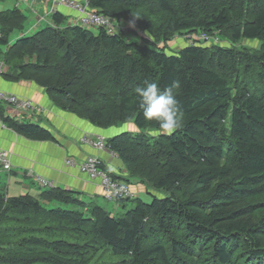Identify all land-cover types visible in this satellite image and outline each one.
Wrapping results in <instances>:
<instances>
[{"label":"trees","instance_id":"16d2710c","mask_svg":"<svg viewBox=\"0 0 264 264\" xmlns=\"http://www.w3.org/2000/svg\"><path fill=\"white\" fill-rule=\"evenodd\" d=\"M87 1L129 29L68 26L60 8L53 25L11 44L28 17L0 11L3 76L34 83L54 107L99 129L135 125L107 139L127 174L103 166L130 184L136 197L118 202L133 207L113 216L78 191L51 187L37 199L0 190V264H264V0ZM130 31L149 38L127 40ZM191 34L228 43L166 52ZM145 81L179 85L183 123L171 136L153 135L155 122L131 103ZM0 122L33 141L55 140L1 103ZM141 186L151 202L137 197Z\"/></svg>","mask_w":264,"mask_h":264},{"label":"crops","instance_id":"0c3cea01","mask_svg":"<svg viewBox=\"0 0 264 264\" xmlns=\"http://www.w3.org/2000/svg\"><path fill=\"white\" fill-rule=\"evenodd\" d=\"M6 1L0 0V3H6ZM11 1L12 3L9 6L12 8L0 11L18 8L28 17L25 32H14L10 37L11 44L24 34L31 36L47 26L53 25L52 16L59 11V8L53 9L51 4L44 3L41 0ZM60 10L69 16L65 24L68 26L75 25L74 14L65 8ZM41 26H43L42 29H40ZM94 29L96 28H92V30L89 28L90 31L97 33L98 29L95 31ZM7 70L8 67L4 63L3 56H1L0 91L29 98L44 107L46 111L37 123L52 131L55 140L47 142L33 141L18 135L0 122V149L10 152L13 165L11 171L0 169V188L1 185H4L6 189L4 193L8 197L31 195L38 199L42 191L46 189L39 181L42 178L51 182L53 187L78 191L83 194L84 199L87 201L98 203L97 201L103 198L101 182L91 180L83 174L79 165L85 162L89 156L95 155L109 172L119 176H125L127 172L119 158L114 157L107 151H97L83 144L80 139L84 135L100 136L108 139L114 137L119 131L116 129H99L87 121L57 109L52 105L45 91L34 83H14L4 79L3 75ZM4 109L7 116L18 118L12 107L4 105ZM72 159L75 164L68 166L66 161ZM131 184L136 186L140 182L132 180ZM145 188L142 186L139 188L137 197L144 195ZM10 193H13V195L10 196Z\"/></svg>","mask_w":264,"mask_h":264},{"label":"built area","instance_id":"2783aa9c","mask_svg":"<svg viewBox=\"0 0 264 264\" xmlns=\"http://www.w3.org/2000/svg\"><path fill=\"white\" fill-rule=\"evenodd\" d=\"M37 1V0H34ZM44 3H49L54 8H65L74 14V24L84 28H104L110 34L118 33L119 31H127L128 27H117L112 20L90 8L89 2L79 0H41ZM142 33V32H141ZM1 36V33H0ZM220 38L217 36L202 35H189L187 41L190 45H220ZM0 103L6 106L12 107L18 119H37L45 113V108L37 104L35 101L26 98L13 95L10 93L0 91ZM80 141L94 148L97 151L110 152L114 157L119 158L117 154L111 151L107 145V139L100 136H88L84 135ZM68 166L74 165V161L67 160ZM80 170L83 174L87 175L91 180H99L103 188V197L108 201H115L119 199H130L136 197V193L132 190L130 184L114 180L106 170L103 169L102 161L95 155L89 156L85 162L81 163ZM13 168L11 161V154L7 150L0 149V169L5 171H11ZM40 183L43 187H53V184L45 179L40 178Z\"/></svg>","mask_w":264,"mask_h":264},{"label":"clouds","instance_id":"9594fccd","mask_svg":"<svg viewBox=\"0 0 264 264\" xmlns=\"http://www.w3.org/2000/svg\"><path fill=\"white\" fill-rule=\"evenodd\" d=\"M178 87L174 82L171 87L161 89L149 81L135 87L131 103L138 105L145 121L155 122L157 131L153 135L171 136L181 128L183 113L175 92Z\"/></svg>","mask_w":264,"mask_h":264},{"label":"rangeland","instance_id":"374dc122","mask_svg":"<svg viewBox=\"0 0 264 264\" xmlns=\"http://www.w3.org/2000/svg\"><path fill=\"white\" fill-rule=\"evenodd\" d=\"M12 3L11 0H7L6 3H0V10H5V9H10L12 7L9 6V4ZM43 26H41L40 29H42ZM92 30V28H90ZM96 29H94L95 31ZM125 38L128 40V38H131L132 40L134 41H138V42H142L143 38L142 37H148L147 34H140V32H127L125 34ZM128 36V37H127ZM187 36L189 35H185V36H176L175 40H173L174 42L170 43V47H168L167 49V53L168 54H176L180 49H182V47L186 46V45H189V42L187 41ZM149 38V37H148ZM220 45H223L224 43H228L227 41H223V40H220ZM244 44H247V45H252V46H255V47H258L259 48V43L255 42V43H250V42H243ZM242 43V44H243ZM243 44V45H244ZM1 58V56H0ZM28 121H31V122H34V123H37L39 120H37L36 118L35 119H31L29 118ZM133 124H125V125H122L120 126L119 128H113V129H116L118 130L119 132L116 133L114 136L116 135H119L123 132H127V131H130V130H133ZM114 130V131H116ZM6 179V178H5ZM0 190H2L3 192L5 191L6 192V189L4 187V185H1V188ZM145 193V192H144ZM160 196L159 197H162L164 196L163 193L159 192L158 193ZM13 193H10V196H12ZM143 199H145L147 202H151L152 199L150 196H148L146 193L142 196ZM99 205L105 207L113 216H118V215H121L122 213L125 212V209H131L133 207V203L130 202V201H127V202H118L117 200L115 201H108L106 200L104 197L102 199H99L97 201Z\"/></svg>","mask_w":264,"mask_h":264}]
</instances>
